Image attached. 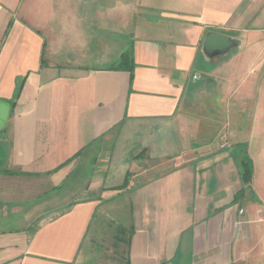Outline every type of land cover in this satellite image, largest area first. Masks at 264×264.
<instances>
[{"label": "crops", "instance_id": "crops-1", "mask_svg": "<svg viewBox=\"0 0 264 264\" xmlns=\"http://www.w3.org/2000/svg\"><path fill=\"white\" fill-rule=\"evenodd\" d=\"M0 99V264H262L264 0H0Z\"/></svg>", "mask_w": 264, "mask_h": 264}, {"label": "rangeland", "instance_id": "rangeland-1", "mask_svg": "<svg viewBox=\"0 0 264 264\" xmlns=\"http://www.w3.org/2000/svg\"><path fill=\"white\" fill-rule=\"evenodd\" d=\"M89 171L90 170L88 168L86 169L85 167L80 165L78 170H76L75 174L69 178L67 183L65 185H63L60 190H57L55 192H51L48 195L47 194L44 195L45 199L48 196H50L51 199H56L55 195H57V194L61 196V199L54 200L51 203L52 208L49 209L50 212H52L54 209H57V207L60 208L62 205H65V204H68L69 202H71L72 198L75 197V193H70L71 191L68 190V187L70 185H72V182H74V181H79L78 183H80L86 176L89 175ZM64 194H66V195H64ZM67 194H69V196ZM53 205H55V206H53ZM6 213H8V209H5L4 211H0V229L12 230L14 228H19L20 226L22 227V223L15 222V219L19 218L18 215L9 214L7 216ZM25 225H26V223H25ZM29 225L35 226L36 221L34 223L33 220L31 219L29 221ZM115 242L116 241L114 240V247H112V244H109L110 241L106 240L105 242H103V241L99 242V244L97 245V248H96V252L98 254L97 255L98 262L97 263L91 262L88 264H120L119 263L120 258H119L118 254H119V252H120V254L122 252H125L126 246L124 244H120V245H117V247H116ZM261 246L263 247V245H261ZM262 247H261V249L263 250ZM113 249H115V251H113ZM260 257L262 258V264H264V254H262Z\"/></svg>", "mask_w": 264, "mask_h": 264}, {"label": "water", "instance_id": "water-1", "mask_svg": "<svg viewBox=\"0 0 264 264\" xmlns=\"http://www.w3.org/2000/svg\"><path fill=\"white\" fill-rule=\"evenodd\" d=\"M238 38L226 34L210 31L203 42V53L209 58L215 55H226L233 47L240 46ZM11 103L0 99V131L6 126Z\"/></svg>", "mask_w": 264, "mask_h": 264}, {"label": "trees", "instance_id": "trees-1", "mask_svg": "<svg viewBox=\"0 0 264 264\" xmlns=\"http://www.w3.org/2000/svg\"><path fill=\"white\" fill-rule=\"evenodd\" d=\"M121 64H128L129 65V71L133 75V60L132 56H130L127 53H124L122 56ZM239 167L241 169V175H242V181L243 186H249L252 181L253 176V164L252 160L246 155L239 161ZM245 190V189H244ZM242 189V191H244Z\"/></svg>", "mask_w": 264, "mask_h": 264}, {"label": "built area", "instance_id": "built-area-1", "mask_svg": "<svg viewBox=\"0 0 264 264\" xmlns=\"http://www.w3.org/2000/svg\"><path fill=\"white\" fill-rule=\"evenodd\" d=\"M220 138L223 140V142H222V146L225 147V146H226V136L223 134V135H221ZM240 212L243 213L242 210H241Z\"/></svg>", "mask_w": 264, "mask_h": 264}]
</instances>
